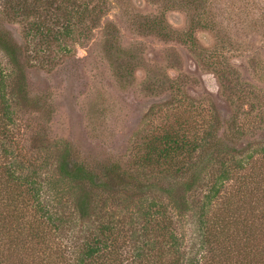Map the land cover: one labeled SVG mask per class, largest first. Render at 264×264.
Segmentation results:
<instances>
[{"label": "rangeland", "instance_id": "374dc122", "mask_svg": "<svg viewBox=\"0 0 264 264\" xmlns=\"http://www.w3.org/2000/svg\"><path fill=\"white\" fill-rule=\"evenodd\" d=\"M92 7L97 11L76 20L71 38L47 44L27 40L29 26L0 1L2 25L24 47L15 69L27 84L13 97L17 142L41 162L69 148L90 170L117 165L151 184L140 192L115 182L97 192L94 216L79 222L69 245L112 215L132 228L142 200H157L170 205L186 256L200 258L207 253L200 209L212 162L202 165L206 181L189 192L181 177L133 164L145 139L182 122L215 126L216 152L240 157L264 148V0H95ZM0 63L14 70L1 49ZM58 185L71 215L78 190Z\"/></svg>", "mask_w": 264, "mask_h": 264}, {"label": "trees", "instance_id": "16d2710c", "mask_svg": "<svg viewBox=\"0 0 264 264\" xmlns=\"http://www.w3.org/2000/svg\"><path fill=\"white\" fill-rule=\"evenodd\" d=\"M0 1L11 10L9 16L29 26L27 40L47 44L71 38L76 20L89 19L97 11L92 7L95 0ZM23 48L0 21V49L14 67L7 72L0 63V264H264V148L240 157L216 152L219 139L209 123L193 128L186 122L165 125L145 139L133 164L155 176L177 175L189 192L206 181L202 165L212 162L200 209L205 255L186 256L170 205L157 200H142L132 228L112 215L95 220L92 225L98 224L86 230L80 243L69 245L79 222L94 216L97 192L109 191L115 182L140 192L151 184L117 165L90 170L72 158L69 148L42 162L24 154L14 132L13 107L15 89L26 93L27 88L15 70ZM52 165L57 178L49 173ZM61 182L78 190L71 215L60 192L56 194ZM231 182L234 188L228 192ZM67 235L68 245L63 246Z\"/></svg>", "mask_w": 264, "mask_h": 264}]
</instances>
